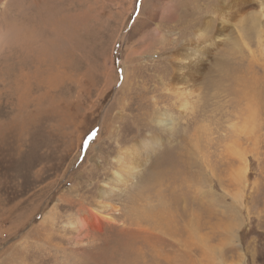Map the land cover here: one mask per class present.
<instances>
[{
	"label": "rangeland",
	"instance_id": "1",
	"mask_svg": "<svg viewBox=\"0 0 264 264\" xmlns=\"http://www.w3.org/2000/svg\"><path fill=\"white\" fill-rule=\"evenodd\" d=\"M0 264H264V0H0Z\"/></svg>",
	"mask_w": 264,
	"mask_h": 264
},
{
	"label": "bare ground",
	"instance_id": "2",
	"mask_svg": "<svg viewBox=\"0 0 264 264\" xmlns=\"http://www.w3.org/2000/svg\"><path fill=\"white\" fill-rule=\"evenodd\" d=\"M29 1V0H28ZM33 1V0H32ZM27 2V1H26ZM37 4V3H35ZM44 6V5H43ZM58 6V5H57ZM45 9L47 10L46 8H43L42 7V10ZM48 10H49V6H48ZM44 13L46 14V11H44ZM24 13H22L21 15H23ZM51 14V12H49V15ZM25 15L26 16H29V12H27L25 10ZM38 16V15H37ZM45 16V15H44ZM54 16H57V13L54 14ZM53 16V17H54ZM258 17V16H257ZM256 17V18H257ZM27 18V17H26ZM20 19L21 21H24L25 18H21L20 16ZM34 23V22H33ZM38 23V22H37ZM38 25V24H37ZM30 26V25H29ZM42 26V25H41ZM33 29V28H32ZM32 29H29L32 30ZM41 32V31H40ZM40 34V33H39ZM58 34V33H57ZM52 40V38H51ZM55 41V40H54ZM20 46V45H19ZM49 46V45H48ZM39 48V47H38ZM41 48V47H40ZM45 48H41V50L37 49V51L35 52L37 54L38 57H36L35 59H30L28 61H26L25 59L23 61H21L19 67H29L32 71L28 70V72L26 71V73H24L21 69H19L17 67V69H19V77L20 76H23L25 77L23 80H25V82L23 83L25 89H26V86L28 84V80L30 79V76L33 77L32 82H33V87H31L30 89V92L31 93H34L36 92L37 93V96H36V105L38 104V107L40 106V104L43 103L42 99H43V86H44V76L45 75H48L47 77L49 78V80L52 82V80H58L59 77L61 76V59L59 57V52H58V49L56 47V51H55V48L54 46H51L48 51H45L44 50ZM15 50V49H14ZM47 50V49H46ZM64 50V49H63ZM19 52V50H18ZM23 54V53H22ZM31 54V53H30ZM28 56V55H27ZM21 58V57H20ZM183 65V64H182ZM188 67V66H187ZM13 68V67H12ZM183 68H186V66L183 65ZM28 69V68H27ZM18 71V70H17ZM182 71V70H181ZM16 72V71H15ZM17 73L15 75H13L15 78L17 77L18 75ZM47 78V79H48ZM46 79V80H47ZM47 84L44 86L46 88ZM54 86V85H53ZM59 87V86H58ZM19 90L21 88H23V86H20L18 87ZM44 93V92H43ZM50 100V99H49ZM35 105V106H36ZM37 107V109H38ZM36 110V109H35ZM166 114H163L161 115L159 118H162L164 117ZM165 120H160L159 119V123H163ZM118 169H122L121 168V165H119V168ZM123 171V170H121ZM119 172V171H118ZM117 176V175H116ZM114 180V179H113ZM83 218L80 219L79 221V224H81L80 226L84 227L85 226V221L82 220Z\"/></svg>",
	"mask_w": 264,
	"mask_h": 264
},
{
	"label": "snow or ice",
	"instance_id": "3",
	"mask_svg": "<svg viewBox=\"0 0 264 264\" xmlns=\"http://www.w3.org/2000/svg\"><path fill=\"white\" fill-rule=\"evenodd\" d=\"M92 139H95V136H93Z\"/></svg>",
	"mask_w": 264,
	"mask_h": 264
}]
</instances>
